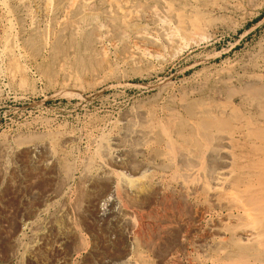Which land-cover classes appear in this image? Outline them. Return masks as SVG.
<instances>
[{
	"label": "rangeland",
	"instance_id": "1",
	"mask_svg": "<svg viewBox=\"0 0 264 264\" xmlns=\"http://www.w3.org/2000/svg\"><path fill=\"white\" fill-rule=\"evenodd\" d=\"M7 1L26 57L16 67L3 53L9 35L0 4V144L19 165L12 184L0 179V264H105L125 255L138 264H264V249L243 242L226 212L165 182L158 195L148 183L139 197L122 192L138 223L128 243L99 217L116 183L99 176L94 162L127 114L179 102L212 126L241 132L250 153L264 158V0ZM175 13L206 29L201 42L199 28L191 29L196 40L177 53L160 21ZM9 66L20 74L11 76ZM47 142L56 162L43 169L33 163L42 154L26 148ZM120 167L113 166L136 176ZM216 217L223 225L212 231ZM29 220L43 238L32 235Z\"/></svg>",
	"mask_w": 264,
	"mask_h": 264
},
{
	"label": "bare ground",
	"instance_id": "2",
	"mask_svg": "<svg viewBox=\"0 0 264 264\" xmlns=\"http://www.w3.org/2000/svg\"><path fill=\"white\" fill-rule=\"evenodd\" d=\"M49 1H46L47 4H50ZM69 3L70 2L67 4ZM75 3H70V5L74 7L73 5ZM0 4L3 11L6 13L8 22L7 34L9 36H7L9 39H12L15 45L13 49H8L10 41L8 38L4 37L6 38L4 40L8 41L7 43L5 42L6 44L2 50L9 61L13 62L16 67H19V63H21L26 55L22 51L23 48L18 45L19 43L15 42L17 32L14 19L18 14L14 6L9 4L7 0H0ZM54 4L57 3L54 2ZM50 7L51 6H49V8ZM83 7L85 8V6ZM46 8L48 7L46 6ZM69 8H71V6H69ZM55 9L57 10V8ZM49 10H51V8ZM172 13L171 11V14ZM178 13H175L176 16L171 15L169 18L162 16V20H160L170 31L173 40L172 50L175 52L178 50L180 51L181 48L193 42L195 37L191 35V31H193L191 29L196 30L199 28V32H194L196 34L195 36L198 37L197 40L203 38L205 34L203 32L206 31V29L204 31V28H196L198 25L200 26V24L196 25L195 28L189 27L188 25L194 24L193 22L195 21H191L192 23L188 22L189 24L186 25L183 21L185 17L182 19V14L180 13L181 15H179ZM167 15H169V13ZM17 19L19 20V18ZM17 24L18 23H16V25ZM3 35L6 34L4 33ZM198 43V41L195 42V44ZM151 53L148 55L151 56ZM16 67L15 69L9 68V70H6L10 72L9 74H11V76H17L20 73L16 70ZM18 69L21 70L22 68ZM24 69L23 67V70ZM203 117L205 116L202 112H197L192 108H188L184 103L180 102L175 107L160 106L158 110L154 112H149L141 107L121 119L122 124L120 126H122V130L117 136L107 137V139H103L101 143L99 142V152L94 158L98 174L102 178H109L111 180L114 178L116 183L112 193L110 195L107 194L109 196L102 200V203L100 202L102 210L99 217L102 221L122 229V234H124L128 243L132 244V240L135 239L133 238V230L138 223L136 219L132 217L133 215L131 216L127 208L130 205H124L125 203L122 200L123 194L129 193L130 195L132 194L139 197L144 193V190H146L144 187H147V183L150 185L149 188L156 192L157 195L162 194L167 190L163 187V183L165 182V184H168L169 188L171 187L181 191L182 194L184 193L188 198H202L212 205L211 208L226 212L225 223L229 222L236 227V230L238 229L237 235H239V238L243 242L245 241L246 244L264 249V158H258L250 153L251 144L244 140L245 136H242L241 132L222 130V128L218 126H212L206 123V121L204 122L202 119ZM255 141L258 143L260 142L258 136L257 140L253 142ZM4 147L3 144H0V179L12 184L14 180L10 173L19 170V165L14 162L15 160L11 162L8 160V157L11 155H8L7 149L5 150ZM51 149V144L48 142L40 145H30L26 148L31 155L36 156L35 154H42V157L38 160H33V163L37 167L43 169L50 168V166L54 165L56 162ZM144 157L149 159V161L142 162L138 167L136 165L137 161L140 160V162H138L141 163V159ZM114 165H117V167L118 165L125 167L130 171H135L136 176L128 177V175H124L122 172H117L113 168ZM65 173L67 172H64V174ZM131 173L133 174V172ZM89 178L90 177L86 176V182L90 180ZM184 194L183 196L186 197ZM135 196L134 198H136ZM125 199L127 198L124 197V200ZM135 205L137 206V204ZM62 210L64 209L62 208ZM216 212L217 211H215V213ZM217 214L218 213L214 215ZM214 215L212 217H214ZM221 217H216V219H214L211 225L212 231H215L216 227L223 223L222 218L224 216ZM36 222L30 221L25 225L30 229H35L37 225L35 224ZM71 227L75 232L77 231L76 226L73 227L72 224ZM37 228L32 235L36 238H43L44 235H39L36 232ZM75 232L73 233L76 234ZM136 236H138V234ZM65 237H59V241L65 243L67 241ZM34 247H36L35 244L32 246L31 250H33ZM105 264L138 263L132 261L129 255H125L122 259L113 260L112 258L111 261Z\"/></svg>",
	"mask_w": 264,
	"mask_h": 264
}]
</instances>
